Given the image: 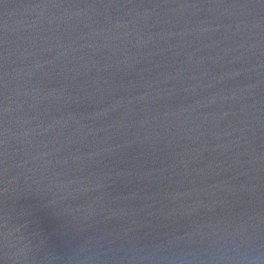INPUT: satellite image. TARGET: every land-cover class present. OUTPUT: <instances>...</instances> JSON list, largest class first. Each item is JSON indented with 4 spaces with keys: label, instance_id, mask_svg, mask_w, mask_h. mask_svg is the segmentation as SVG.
Listing matches in <instances>:
<instances>
[{
    "label": "water",
    "instance_id": "obj_1",
    "mask_svg": "<svg viewBox=\"0 0 264 264\" xmlns=\"http://www.w3.org/2000/svg\"><path fill=\"white\" fill-rule=\"evenodd\" d=\"M0 264H264V0H0Z\"/></svg>",
    "mask_w": 264,
    "mask_h": 264
}]
</instances>
